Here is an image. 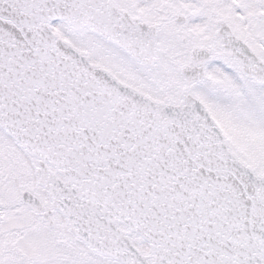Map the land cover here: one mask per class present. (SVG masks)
<instances>
[{
    "label": "snow or ice",
    "instance_id": "1",
    "mask_svg": "<svg viewBox=\"0 0 264 264\" xmlns=\"http://www.w3.org/2000/svg\"><path fill=\"white\" fill-rule=\"evenodd\" d=\"M0 264H264V0H0Z\"/></svg>",
    "mask_w": 264,
    "mask_h": 264
}]
</instances>
